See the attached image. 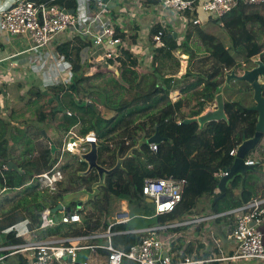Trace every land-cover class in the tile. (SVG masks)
I'll return each instance as SVG.
<instances>
[{"label":"trees","instance_id":"1","mask_svg":"<svg viewBox=\"0 0 264 264\" xmlns=\"http://www.w3.org/2000/svg\"><path fill=\"white\" fill-rule=\"evenodd\" d=\"M26 1L35 4L58 5L66 10L74 11L73 15H75L77 9L76 0ZM247 6L246 4L238 3L234 10L222 17L213 18L208 16L211 23L219 26L229 34L233 49L235 51L238 49L239 54L246 61L251 56L261 53L262 45L259 42V38L260 34H264V20L256 18L252 14L250 16L246 15ZM184 17L188 23L182 41H178V37H174L173 32L162 37L163 45L155 48L151 70H145L138 66L137 59L132 53L130 43H127L124 34H114L116 39H122V42L120 40V54L126 58L125 61L128 63V66L136 68L140 74L136 90L137 92L146 94L145 97L155 95L157 96L155 99L158 102H162L166 100L170 92L176 91L177 88L184 94L203 87L214 98L222 91L221 88L225 82L224 70L230 69L235 61L229 55V52L223 49V45L216 46L214 43L215 38L213 37H205L210 41L209 44H206L207 49L205 52L208 55H199L192 47V41L199 26V24L193 25V21L198 18L197 13L196 11L184 13ZM248 18H252V20L246 23L248 22L246 20ZM255 20L260 21L261 28L260 30L251 32L249 27L254 23L252 21ZM160 30V27L151 28L149 40L152 41ZM135 38L131 42H135ZM75 41L80 42V37L75 38ZM71 44V42L62 43L55 49L58 55L62 56L71 67L73 80L70 85L68 87L47 85L44 88L45 94H49L53 99L58 98L60 94L67 90L71 92L69 93V98H67V104L59 103V107L51 111V116L57 121L58 128L64 136H66L65 133L70 127L78 125L80 121H84L81 124V129L79 130L80 136L78 137H85L89 133H92L97 140H100L117 123H113L112 119H105L101 116L98 105L93 98L94 94H98L99 96H102V94L99 91V87L94 85L97 77L96 74L86 76L82 70L80 52L84 45L79 43L71 47ZM174 53L187 57L185 71L178 77L177 70L172 71V68L178 69L179 67L177 59L174 60ZM210 59L216 63V70L208 74L200 71L198 65H206ZM172 60L174 62L170 63ZM195 62L198 65L192 67ZM32 89L35 95H39L42 92L39 87ZM225 89L227 88L225 87ZM226 94L229 96V93ZM126 96L131 98L138 97L134 92H127ZM34 98H30V104L33 103ZM50 102L52 101L50 100ZM87 102H91L93 107L86 105ZM234 105V103L228 101L224 102V112L227 122H209L200 129L196 123L184 125L182 122L187 117H180L178 119L179 123L175 122L173 124L169 123L166 126H157L155 131L157 130L162 138V141L157 143V151H150L149 144L142 145L141 151L134 152V156L123 163V170L115 171L106 177L105 187L100 189V194L93 201L83 203L81 210L78 212L74 211V205H70L71 213H77L81 218V223L57 224L52 228L40 230V233L59 239L101 233L110 224L108 217L111 215L113 209L112 203L125 201L129 220L124 224H114L110 229L113 233L111 239L113 246L121 251L129 252L131 247L140 244L145 238L156 236L162 231L168 232L174 230L177 232L180 230L179 227L154 231H147L146 229L189 221L192 218L193 211L204 198L210 200V214L217 215L216 219L230 215L225 212L234 211L250 200V195L246 192L235 193L238 187L243 189L246 175L244 177L237 176L240 180L235 184L234 180L236 177L231 180L226 185L225 195L221 199H218L220 196L217 189L219 180L213 175L215 172L227 169L232 165L234 157L230 156V151L240 145L243 134L249 137L253 132L255 124V120H253L252 124L250 123L251 129L247 133H245L246 131H241L237 134L236 130L242 123L239 119L245 111L240 105ZM132 107H135V105L125 104L121 110H126L125 114L133 116L145 113L152 108V106H147L132 111L130 110ZM234 108H237L236 111H234ZM64 109L70 110V116L66 113L62 114L61 111ZM121 110L119 109L118 111ZM202 111L195 116H199ZM44 119L45 116L39 113L38 122L43 123ZM170 125H173V131L163 136L160 128L167 132V126L169 127ZM32 130L34 133H31L30 137L34 136V139L38 137L42 138L41 129L34 128ZM30 139L25 143L27 145L26 149L19 151V153H16L14 148L16 136L10 140L13 144L12 147L3 148L0 144V163L6 164L8 161H12L22 171V175H19V173L6 170L4 172L5 182L2 181L0 176V188L13 189L16 187V183L17 186H21L24 181H33V184L29 187V190L33 192L32 204L25 199V202L22 203H29L28 205H21L19 203L15 205L12 199L7 198H4L0 202V232L5 235V238L8 237L6 240H13L11 243H14L13 237L18 233V230L15 228L17 225L23 223L28 217L31 219L28 224L30 229L38 230L39 218L36 212L42 207L53 206L61 201L60 195L47 196L42 192L43 195L35 193L38 192L36 190L39 188V185L33 179L37 175L49 171L54 165V160L51 159V148L49 145L40 146L38 143L32 145ZM136 144L137 141L133 146ZM129 148L121 157L126 154ZM246 160H250L248 155ZM251 161L259 162L260 165L262 164L261 160L251 159ZM98 162L105 166L100 156ZM92 174L94 177L93 182H95L97 176L95 173ZM167 177L186 180L184 193L181 201L171 213L155 215V209L153 207L150 208L146 199L141 195V182L145 178ZM82 179L86 181L84 178ZM89 182L91 184L90 179ZM36 198L40 202H37ZM72 208H74L73 211ZM45 235L44 237H47ZM177 249L175 250V247L172 246V253L175 252V258L172 259V262H176L177 259L183 260L187 256L185 251L181 253L180 249ZM208 258H210V255L196 259ZM121 264L132 263L124 259ZM211 264L218 263L212 262Z\"/></svg>","mask_w":264,"mask_h":264},{"label":"crops","instance_id":"2","mask_svg":"<svg viewBox=\"0 0 264 264\" xmlns=\"http://www.w3.org/2000/svg\"><path fill=\"white\" fill-rule=\"evenodd\" d=\"M17 1L18 0H0V13L10 8ZM97 1L98 0H76L77 9L75 15L73 16L76 19L77 24L73 28H69L66 32L58 35L51 43L50 48L41 50L33 49V44L28 37L21 35H9L5 32L0 31V78L4 83V93L0 100V144L3 148L12 147L13 144L10 142V140L12 138H15V136L16 140L14 143V148L16 150V153H19V151H23L24 149H26L27 145L25 143L30 138L32 145L38 143L40 144V146H50V139V141L56 148L54 153L51 154V159L54 160L59 155V148H61L64 141L63 139H65L67 133L73 134L77 127L81 128V124L84 121H80L78 125L70 127L65 133L66 136L64 137V135L58 128L57 121L54 120L51 116V111L58 108L59 103L67 104V98H69V93H71L69 90L65 91L64 93L60 94L58 98L54 99L49 94L46 95L44 92V88L47 85H62L64 87H68L70 85V81L73 80V76L71 75L73 73L71 71L70 65L62 56H59L55 50L56 47L62 43L71 42V47L73 45H78L79 43L84 45L80 52V63L83 66L82 70L84 71L86 76H91L93 74H96L97 76L94 85L99 87V91L102 96L100 95V98L98 94H94L93 98L95 99L99 110L102 107L105 111H108L106 110L107 108L114 107V111L118 113L117 111L119 109L121 110V108L125 104L131 106L135 105V107H132V109H130L134 111L143 107L155 105L154 103H161L158 102L157 99H155V97H157L155 95L145 97L146 94L137 92L136 85L139 80L140 74L139 72H137L136 68L128 66V63H126L125 61L126 58L120 54L119 48L121 46L120 43L122 42L121 38H119V44L116 46H107L106 44L102 46H93L92 37L86 36L84 34V30L90 22L96 21V23H94V32L101 31L103 29V26H106L108 24L113 29L114 34H124L127 43H130L132 53L136 55L138 66L145 70H151L153 55L156 47H154L153 41L149 40V31L153 27L164 28L165 35L173 32L176 34L175 37H178L177 40L182 41L188 23L187 19H185L184 17V14L171 13L170 11L165 10L163 7H161L160 4H158L157 0H100L103 5L102 7H99V5H97ZM192 1H195L197 6L196 13L198 17L197 19L199 20V26L202 24L206 26L209 24H213L210 22L207 14L204 13L201 9V5L206 0ZM249 14H252L256 18L258 17L264 20V5L257 7H248L246 9V15ZM98 21L100 22V24L98 23ZM253 22L260 25V21L258 20H255ZM202 34L204 35V37H202ZM77 37H80L81 39L80 42L78 41L79 43L75 41V38ZM205 37H213L216 39L215 35L209 34L208 27H205L204 29L197 28L195 37L192 41V47L193 44L196 43V41H202ZM134 38L135 42H131ZM205 39L208 40V38ZM201 45L203 48H205L206 51V44ZM196 52L199 55H205L203 51ZM108 54L110 55L109 57L118 59V61L121 62L122 65L121 63L112 66L109 65ZM178 55L179 54L174 53V60L177 59L176 57H179ZM183 58H185V64H181V62H183V60L181 59ZM181 59L178 69L172 68V71L177 70V77L184 72L181 71L182 69L185 70L187 65V57L185 55H181ZM171 62L174 61L172 60L170 61V63ZM114 72H116V74H114ZM34 87H39V89L42 91L41 94L35 95L32 92V88ZM127 92H134L138 97H127ZM173 92H177V94L180 95V98H184L183 93H181L178 88ZM173 92H170V94ZM190 93H193V91L189 92V94ZM114 94L117 96L115 99L112 98ZM32 97L35 98L33 100V103L30 104L29 101ZM150 98L153 100V102ZM50 100L52 102H50ZM148 100H150V102ZM67 107L70 108L68 105ZM214 108H210V110H213ZM69 111V109H64L61 112L62 114L66 113L68 115V113H70ZM39 113L45 116L43 123L38 122ZM112 122L116 123L114 121ZM34 128L41 129V131L45 133V137L43 136V134H41L42 138L38 137L34 139V136L30 137V134L34 133V131L32 130ZM115 128H113L101 139L103 140L106 137L112 136L114 134L113 131ZM71 134L68 136H73ZM13 135L15 136L13 137ZM101 139L97 140V142L101 141ZM62 161L64 162V166L62 167V169H64L67 174H70L72 178L75 177H73L74 174L70 172V170L73 169L83 171L86 169L84 168V165H77V167L75 168L71 167L69 163H67V158H63ZM261 161H264V159H261ZM259 166L260 163H258L255 172L245 177L243 189L239 188V190L236 191V194H238V192H246L248 195H250V199L258 197L264 198V168L262 169V167H260V170L258 171ZM253 175L258 176L262 182L261 184L256 182L258 186L255 185L254 180L252 179ZM80 178L82 179L84 177ZM84 179L86 181H84L83 179L82 181L87 183L86 187L84 188H90L91 184L89 182V179ZM73 180L79 181L80 179ZM2 181H6V179L4 178L2 179ZM32 182L24 181L21 186H17L16 183V187H14L13 189L0 188V202H2L4 198L9 199L14 197L15 191H20V193H22L23 195V192L26 191L32 198L33 192L29 190L31 184H33ZM63 187H65V185H63ZM67 194L70 193L63 191L60 194L61 200L62 197ZM25 200H30V198H27ZM25 200L21 201L25 202ZM80 200L83 201V197H80ZM121 204H126V202L121 201ZM201 207L208 208L209 211L199 212L198 215L193 214L192 218H190V220L183 225L177 224L178 226L168 227L169 229L179 227L180 230H178L177 232L174 230H170L168 232L162 231L158 234V236L162 235L169 238L170 242H172L170 246L171 253L173 246L175 247V250H178L177 248H179L181 253L185 251L187 255L186 257L189 258L196 259L205 257L206 255H210V258L216 257V263L218 264H232L231 261L233 260L223 259L235 254L236 251V246L234 247L235 244L231 242V232L234 228L235 216L231 215L227 218L221 217L212 221L211 219H208L202 221L201 223H194L192 220L193 218L196 220V218H199L201 216L205 218L211 216L209 202L206 201L205 203H201ZM58 213L66 214L65 211L57 212V214ZM57 216L60 217V215ZM30 221L31 219L27 217L23 222L27 224V227L25 226L24 229H21L20 231L18 230L19 232L17 233V235L37 232L39 234V239L32 240L23 236L22 238L24 239L19 241L16 239L18 237L15 236L13 237V239L15 240L14 243L20 245L27 242L34 243L52 238L40 233V230L34 229L28 231V228H30L28 226ZM260 228L264 233V225H262ZM44 235L47 237H44ZM2 238H5L4 234ZM7 238L8 237H6L3 241L6 244H12L11 242L13 240H6ZM78 238L80 237L75 236L60 239ZM104 242L105 241L103 239L82 241L83 244H103ZM174 253L175 252H173V258H175ZM177 261H179V259H177ZM8 262L9 264H20L21 262H23V258L21 255L12 256L8 259ZM239 264L263 263L260 261L244 260L239 261Z\"/></svg>","mask_w":264,"mask_h":264},{"label":"built area","instance_id":"3","mask_svg":"<svg viewBox=\"0 0 264 264\" xmlns=\"http://www.w3.org/2000/svg\"><path fill=\"white\" fill-rule=\"evenodd\" d=\"M165 10L171 13L184 14L191 13L197 10L195 1L192 0H157ZM238 3H243L248 6H263L264 0H206L201 9L208 16L219 18L227 13H230ZM97 5L102 7L100 0ZM68 10L58 5H48L46 3L35 4L26 0H18L10 8L0 13V31L9 35H21L28 37L33 44V49L50 48L53 40L60 34L66 32L69 28H73L77 23L73 15H70ZM95 22H90L84 34L92 37L93 46H116L119 40L114 37V31L108 24L103 26L99 32H94ZM100 24V22L98 21ZM199 24V20L195 19L193 25ZM165 36L164 28L158 32L153 38L154 47L163 45L162 37ZM110 55L108 54V57ZM4 93V83L0 78V100ZM1 105V101H0ZM70 115V113H68ZM179 123V122H178ZM70 135V134H69ZM70 138H74L73 142ZM59 155L54 159V165L49 171H45L35 177L36 183L39 185L42 193L49 196L60 195L63 191L77 192L86 187L85 182L77 176L80 170H70L74 174L72 178L67 174L62 167L64 162L62 154L73 155L75 149H80L82 152L86 148H79L76 140L97 141L94 134L90 133L85 137L66 136L63 139ZM149 149L152 152L157 151V144H149ZM236 149L230 151V156L234 157ZM79 158V157H78ZM56 160V161H55ZM78 163L82 164L80 158ZM247 165L256 163L246 160ZM6 164L0 163V176L4 179ZM227 173L219 170L214 173V177L220 180ZM73 179H80L75 181ZM5 182V181H3ZM65 184V187L63 185ZM186 180L167 178H145L141 182V195L145 199H150L154 204L155 215H165L171 213L182 199ZM216 191V189H215ZM53 206L42 207L38 211L39 224L38 230L52 228L57 224H77L81 223V218L77 213L63 214L58 217L57 221L51 213ZM235 224L231 232L232 240L236 246L235 254L223 260L233 261H260L264 264V233L260 228L264 221V198L258 197L250 199L240 208L234 210ZM232 215V213H227ZM215 220L216 215H211L208 218L199 217L194 223H201L205 220ZM129 220L127 204H122L121 210L115 215V218L100 234H93L87 237L78 239H59L52 237L39 242L24 243V244H6L3 240V233L0 232V264H9L8 259L12 256H22L23 262L20 264H73L76 254L80 251H88V256L83 264H88V257L97 251L104 253L106 264H121L122 261L128 260L132 264H211L216 262V258L209 259H194L185 257L183 260L172 262L173 253H171L170 242L165 236H152L142 240L138 245L131 247L129 252H124L115 248L112 244L113 233L111 227L114 224H124ZM183 223L171 224L163 227L149 228L147 231L162 230L168 227L183 225ZM178 224V225H177ZM144 231V230H143ZM19 237L20 235H17ZM103 239L102 244H83L84 240ZM70 256L72 262L69 263L66 257Z\"/></svg>","mask_w":264,"mask_h":264},{"label":"rangeland","instance_id":"4","mask_svg":"<svg viewBox=\"0 0 264 264\" xmlns=\"http://www.w3.org/2000/svg\"><path fill=\"white\" fill-rule=\"evenodd\" d=\"M247 7H249V6H247ZM248 16H250V14ZM246 20L248 21L246 23H249L252 20V18H248ZM205 27H208L209 34H213L216 36V39L214 41L216 46L223 45L224 46L223 49L228 51L229 55L231 56V54L233 52V46H232V40H231L229 34L225 31H223L219 26H217L215 24H209L207 26L202 24V25L198 26L199 29H204ZM249 29L251 32L260 30V25H258L256 23H254V24L252 23L251 26L249 27ZM168 32H170V31H168ZM209 42H210L209 40H206L205 38H203L202 41L201 40L196 41V43L193 44V47L196 49V51H199V52L203 51V53L206 54L205 48H203L201 44L205 45V44H209ZM259 42L264 47V34H260ZM206 55H208V54H206ZM178 56L179 57H176V58H177V61L179 62V66H180L181 60H183V62H181V64H185L184 63L185 58L181 59V55H178ZM135 57H136V55H135ZM108 62H109V65H111V66L116 65L118 63H121L118 61V59H114L113 57H108ZM121 65H122V63H121ZM196 65H198V63L195 62V63H193L192 67L196 66ZM198 69H200V71L208 74V73H211L212 71L216 70V63H214V60L210 59V61H208V63L206 65H198ZM183 71H185V70L182 69L181 72H183ZM114 74H116V72H114ZM71 75L73 76V74H71ZM71 81H70V83H71ZM228 91H230V89H228ZM183 96H184V98H180V95L177 94V92H173V94L172 93L169 94L167 96L166 100L162 101L161 103H159V104L154 103L155 105H152L151 111L148 110L146 113H142L140 115H136L133 117H129L127 114H125L126 110L117 111L118 113H116L114 111V107L107 108L106 110H108V111H105L101 107L100 108L101 116L105 119H112L114 122L117 123V125H116L117 127L116 126L112 127V129L116 127L113 131L114 134L112 136L104 138L103 140L101 139V141L98 142V144L100 146L99 156L102 159L103 164L106 167H110V166L114 165V163H115L114 157H115L116 151H119L120 156L123 155L129 147L131 148L136 143V141L139 140V138H142V137H144L145 139L150 138L155 133V129L157 126L158 127L162 126V125L166 126L169 123L173 124L175 122H179L178 119L180 117H187V118L193 117V116L197 117L195 115L199 114L202 110L205 111L206 109L208 110L210 108L215 107L214 97H212L207 91H205L203 89V87L196 89L195 91H193V93H190V94L184 93ZM224 96L226 97V99H229V96L226 94V92H225ZM116 97L117 96L114 94V96L112 98L115 99ZM153 97H155V96H153ZM121 100H122V98H121ZM148 101L150 102V100H148ZM152 102H153V100H152ZM86 105H87V103H86ZM122 113H124V115H122ZM172 128H173V125H170L169 127L167 126V132L164 131L162 128H160V131H161L162 135L165 136L166 134H168V132L173 131ZM80 129H81L80 127H77L75 129V131H74L75 135H74V133L73 134L67 133V135L71 134L74 136H80V134H79ZM108 132H110V130H108ZM260 145H261V143H260ZM250 155H251L250 160L251 159L252 160H258L255 155H253V154H250ZM62 157L67 158V163H69V165L73 168L77 167V165H82V164L78 163L79 158L77 155L62 154ZM262 162L263 163L258 167V171L260 170V167H262V169L264 168L263 167L264 161H262ZM251 173H253V172L246 173V177H247V175H250ZM89 179H90L91 183L94 181L93 174H91L89 176ZM252 179L254 180V183L256 186H258L256 184V182L259 184L262 183L260 178L256 175H253ZM239 180H240L239 177H236V179L234 180V184L237 183ZM238 190H239V187L235 190V193ZM36 191H38V192H35V193L42 194L41 189L38 188ZM23 193H24V195L22 193H20V191H15L14 197L9 198V199H12V201L14 202L13 204L16 205V204H18V202H22L21 200H24V198L27 197V198H30V200H28V202L31 203L32 198H31L30 194H28L26 191ZM45 195H47V194H45ZM47 196H49V195H47ZM35 197H36V195H35ZM82 197H83V199H85V196H82ZM27 198H25V199H27ZM36 200H37V202H40L39 199L36 198ZM206 201L210 203V200L208 198H204L203 200H201L199 202V204L197 205V208L193 212L194 215H198L199 212L209 211L208 208L201 207V203H205ZM29 203H19V204L28 205ZM228 203H230V202H228ZM36 204H38V203H36ZM112 206H113V209L111 211V215L108 217V221H110V222H112L113 218H115V215L117 213H119V211L121 210V206H122L121 201L117 202V203H112ZM149 207L154 208V204L149 203ZM73 210H74V208H72V211ZM225 213H232L233 216H235V214H236L233 210L227 211ZM62 214L63 213H58L57 215L61 216ZM229 216H231V215H228L224 218H227ZM263 223H264V221L262 222V225H264ZM25 226H26V223H21V224L16 226V229L20 231L21 229H24ZM31 230H34V229L28 228V231H31ZM20 233H22V232H20ZM18 235H20V237H18L16 239L19 241L24 239V238H22L23 236H25L28 239H32V240L39 239V237H38L39 234L37 232L24 233L22 235L21 234H18ZM231 242L234 243L232 240H231ZM234 247H235V245H234ZM105 262H106V257L103 255V253L101 251H97L88 257V264H103ZM231 262H232V264H234V263L239 264V261H231Z\"/></svg>","mask_w":264,"mask_h":264},{"label":"water","instance_id":"5","mask_svg":"<svg viewBox=\"0 0 264 264\" xmlns=\"http://www.w3.org/2000/svg\"><path fill=\"white\" fill-rule=\"evenodd\" d=\"M67 12L70 15L74 14V11L72 10H68ZM173 36L175 37L176 34L173 33ZM255 65L256 67L254 69H252L251 71H244L241 76H235L233 73L226 75V84H229L232 79L236 81L251 83L253 82L255 77H258V75L264 77V63L258 61L255 63ZM255 98L257 100L259 98L258 91L256 90H255ZM214 102H215V108L213 110L208 109L197 117L186 118L183 120L182 123L184 125L196 123L201 129L206 123L209 122H220V121L227 122V117L224 112V99L222 93H219L215 96ZM258 104L259 105L253 109L255 111H258V119H257L256 131L254 133V136L248 140H245L243 138L240 145L236 148V153L234 155V160L232 162V165L229 168L223 170L227 174L223 176L217 184V189L220 193L218 199H221L225 195L226 185L235 177L237 176L244 177L246 173L256 171V167L258 165L257 162L247 165L245 161L248 153L252 151L253 148L258 144L262 134L264 133V108L260 106L259 100H258ZM87 105L93 107V104L90 102H87ZM42 134L45 137V133L42 132ZM74 140H75L74 138H70L71 142H73ZM161 141L162 138L157 130L150 138L146 140L144 137L139 138V140H137V144L131 147L123 157H121L119 155V152L117 151L115 153L114 165L108 168L101 165L98 162L100 146L97 141L76 140V143L79 148H87L85 152H82L80 149H75L73 153V155H77L80 158L82 164L86 166L85 170L83 171L80 170L77 172V176L89 179V176L92 173H95L97 176V180L91 183L90 188L88 189L83 188L78 192L70 193L62 197V200L58 204H56L53 208H51V213L54 215L55 220L57 221V216H56L57 212L65 211L66 214H69L71 212L70 205H74L75 206L74 211L78 212L81 210L83 203L93 201L99 195L100 189L105 187L106 177L110 176L115 171L123 170V163L127 159L133 157L134 152L141 151L142 145L151 144V143L157 144ZM49 143H50L51 153L53 154L56 148L52 144L50 139H49ZM6 169L9 172L13 171L19 173V175H22V171H20L17 165L12 161H8L6 163ZM82 196H85V199L83 201L80 200V197ZM146 202L148 204L152 203L150 199H146ZM36 215L38 216V212H36ZM87 256H88V251L84 250L78 252L76 254L73 264H83ZM66 260L69 263L72 262L70 256L66 257Z\"/></svg>","mask_w":264,"mask_h":264},{"label":"flooded vegetation","instance_id":"6","mask_svg":"<svg viewBox=\"0 0 264 264\" xmlns=\"http://www.w3.org/2000/svg\"><path fill=\"white\" fill-rule=\"evenodd\" d=\"M238 51L239 50L237 49L235 52V50L233 49L231 56L235 61L234 65L230 69L224 70L225 82L221 88V93L223 95L224 102L228 101L234 103V106L240 105L245 111L239 119L242 121V123L236 130L237 134L241 131H246L245 133H247V131L251 129L252 121L255 120L253 132L249 135V137H246L244 134L242 135V138L248 140L254 136V133L256 131L258 111H255L253 109L259 105L258 100L260 102V106L264 108V77L258 75V77H255L253 82L251 83L236 81L232 79L229 84H226V75L233 73L235 76H241L244 71H251L252 69H254L256 67V62L260 61L264 63V47L262 46V51L260 54L251 56L247 61L242 57V55L239 54ZM225 87L227 89H225ZM228 89H230L229 92ZM255 90L258 91L259 94L258 100L255 98ZM225 92L229 93V99H226V97L224 96ZM236 109L237 108H234V111H236ZM250 154L255 155L258 160L264 159V133L262 134L258 144L253 148L252 151L248 153L249 157L251 156Z\"/></svg>","mask_w":264,"mask_h":264}]
</instances>
